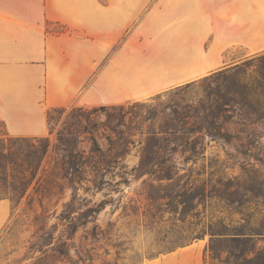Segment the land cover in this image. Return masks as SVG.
I'll return each instance as SVG.
<instances>
[{
  "label": "crops",
  "instance_id": "obj_1",
  "mask_svg": "<svg viewBox=\"0 0 264 264\" xmlns=\"http://www.w3.org/2000/svg\"><path fill=\"white\" fill-rule=\"evenodd\" d=\"M262 52L264 0H0V120L45 136L53 107L140 100ZM150 70L177 77L132 91ZM199 241L138 264H203Z\"/></svg>",
  "mask_w": 264,
  "mask_h": 264
},
{
  "label": "trees",
  "instance_id": "obj_2",
  "mask_svg": "<svg viewBox=\"0 0 264 264\" xmlns=\"http://www.w3.org/2000/svg\"><path fill=\"white\" fill-rule=\"evenodd\" d=\"M251 64L256 75L252 85H242L237 79L232 83L241 86L242 93L251 95L250 106L264 114V52L253 57ZM225 70L210 73L201 80L206 81ZM192 83L194 81L171 89H184ZM161 94L151 98L157 100ZM158 105L151 107L146 101L137 100L127 105L72 108L57 130L52 150L48 137L13 136L5 129L0 131V200H9L16 206L25 197L29 208L38 203L40 213L46 216L49 210L44 199L61 194L65 186L71 190L70 199L62 203L56 215L65 225L57 239L59 242L43 251L44 246L52 244V235L47 240H38L35 243L38 246L32 251L41 254L27 264H91L92 247L74 248L76 259L70 251L78 228L92 215L91 208L84 204L86 198L77 196L78 188L88 183L85 190L90 186L100 189L116 176L117 183H127L129 176L137 179L143 175L167 190L149 197L158 201L157 205H165L164 211L170 207V212L182 216L193 212L190 216L198 218L194 222L200 225L198 230L179 238L177 244L184 246L191 239L208 234L203 264H264V179L228 177L223 160L205 155V136L229 138L221 131L223 108L218 105L200 114L185 107L180 110L174 104ZM65 111L64 106L47 110L50 132L57 120L54 114L59 117ZM98 112L103 114L100 122L93 118ZM158 117L160 122L155 124ZM148 121L152 122L148 124ZM249 126L264 127V124L252 120ZM210 127L216 128V132L209 130ZM100 129L112 134L106 136V148H102L96 137ZM136 135L139 137L135 139ZM83 141L88 147L81 146ZM135 142L142 144L139 160L126 170L123 159ZM51 152L54 153L53 163L46 172L42 162ZM160 201L166 202L159 204ZM102 208L99 206L94 214ZM56 213L53 210L50 214ZM96 227L86 231L83 238H91L92 242L98 240L101 231H96Z\"/></svg>",
  "mask_w": 264,
  "mask_h": 264
},
{
  "label": "rangeland",
  "instance_id": "obj_3",
  "mask_svg": "<svg viewBox=\"0 0 264 264\" xmlns=\"http://www.w3.org/2000/svg\"><path fill=\"white\" fill-rule=\"evenodd\" d=\"M167 44L166 40H161L157 46L162 51L165 50ZM255 56L240 60L235 66L206 81L201 80L204 77L202 76L191 80L194 83L184 89L173 90L171 88L176 87L173 86L159 92L162 94L157 100L151 98L158 94L155 93L139 101H146L151 107L155 104H159L158 107H160L162 103L174 104L180 110L185 107L188 111L193 112L194 109L200 114L221 105L223 108L220 119L221 131L227 134L229 138L224 140L222 137L205 136L206 157L223 160L224 172L228 177L242 176L248 180L254 176L255 180L260 181L264 179V127H250L249 122L258 120V123L264 124V114L257 112L256 107L250 106L251 95L246 94V92L242 93L239 90L241 86L236 87L232 83V80L237 79L242 85H244L243 83L252 85L256 75L251 59ZM176 77L177 75L168 74L164 70H150L140 75L139 78L130 76L129 81L131 90L136 91L137 88L165 85ZM131 102L124 104L127 105ZM64 107H66V111L59 117L54 114L57 120L53 124L52 132L49 130L48 134L43 136L48 137L51 150L56 143L57 130L67 112L77 106ZM93 118L100 122L103 120V114L98 112L93 115ZM150 122L152 121L147 123ZM159 122L160 117L154 121L155 124ZM48 128L50 129L49 124ZM4 129L9 132L6 124L0 120V131ZM209 130L216 132L214 127H210ZM108 135L112 134L102 129L96 133L102 148H106L108 145L106 138ZM138 137V135L134 136L135 139ZM81 146L88 147V143L83 141ZM141 147L142 144L138 142L130 145L128 153L123 159L126 170L138 162ZM53 158L54 153L52 152L44 158L42 167L45 168L46 172L50 170ZM199 165L200 161L197 163V167ZM117 180L118 177L116 176L100 189L90 186L88 190H85L89 185L88 183H83L78 188L77 196L86 198L84 204L87 208H91L92 215L87 220H83L86 224L80 226L76 232L74 244L70 248L74 259L77 258L74 255V248L92 247L93 260L91 264H138L178 249L181 247L177 244L179 238L187 236L192 230H198L200 225L194 224L198 218L190 216L193 215V212H188L189 215L182 216L170 212V207L164 211L165 205L163 207L157 205L158 201L149 198L167 190L158 186L156 182H151L147 175L137 179L129 176L127 183H117ZM60 182L63 183L62 180ZM70 194V188L65 186L61 194L45 198L44 204L49 210L47 212L49 214L45 213L46 216L40 213L41 209L38 203L34 204L33 208H29L25 197L16 206H13L6 199L0 202V264H27L31 262L41 254L38 251H32L35 246H38L35 243L38 240L43 241L44 238L49 239L50 235H52V244L44 246L43 251H48L54 242H59L57 239L63 234L65 225L64 221L56 215L62 209V203L70 199ZM162 202L166 201H160L159 204ZM99 206H103V208L96 215L94 210ZM53 210H56L57 213L50 214ZM95 217H97L96 220ZM95 225L97 226L96 231H101L98 240L92 242L91 238L84 239L82 235L86 231H91ZM199 240H203L206 247L209 235L205 234L200 239H191L188 244ZM57 264L61 263L57 262Z\"/></svg>",
  "mask_w": 264,
  "mask_h": 264
}]
</instances>
